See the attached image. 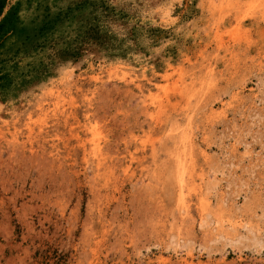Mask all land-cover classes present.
I'll return each mask as SVG.
<instances>
[{
    "label": "rangeland",
    "instance_id": "rangeland-1",
    "mask_svg": "<svg viewBox=\"0 0 264 264\" xmlns=\"http://www.w3.org/2000/svg\"><path fill=\"white\" fill-rule=\"evenodd\" d=\"M0 264H264V0H0Z\"/></svg>",
    "mask_w": 264,
    "mask_h": 264
}]
</instances>
